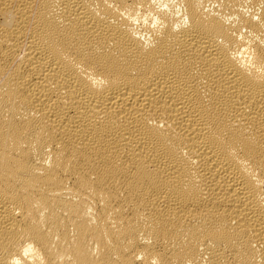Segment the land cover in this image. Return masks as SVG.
I'll return each instance as SVG.
<instances>
[{
    "label": "bare ground",
    "instance_id": "6f19581e",
    "mask_svg": "<svg viewBox=\"0 0 264 264\" xmlns=\"http://www.w3.org/2000/svg\"><path fill=\"white\" fill-rule=\"evenodd\" d=\"M0 264H264V0H0Z\"/></svg>",
    "mask_w": 264,
    "mask_h": 264
}]
</instances>
